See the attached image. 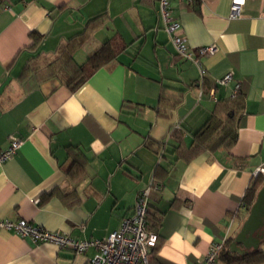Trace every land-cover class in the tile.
I'll use <instances>...</instances> for the list:
<instances>
[{"label": "crops", "instance_id": "obj_1", "mask_svg": "<svg viewBox=\"0 0 264 264\" xmlns=\"http://www.w3.org/2000/svg\"><path fill=\"white\" fill-rule=\"evenodd\" d=\"M232 1L170 3L194 53L215 47L200 60L201 79L199 68L174 52L156 0H3L0 149L11 139L21 145L0 164V220L104 240L131 214L138 191L156 183L161 189L151 191L148 212L161 222L148 264H198L212 243L231 244L249 215L246 190L264 164V0H243L233 19ZM101 14L105 19L79 50L95 42L90 54L108 40L127 49L84 84L71 91L62 76L23 73L34 57L53 59L62 42ZM31 32L42 36L35 49L29 48ZM227 73L231 81L218 85ZM161 84L187 89L174 111L158 114ZM235 94L243 97V112L230 149L184 161L172 154L176 139H167L165 158L144 146L163 141L174 126L190 144L216 101ZM74 155L85 164L77 179L65 172ZM93 254L0 231V264H91Z\"/></svg>", "mask_w": 264, "mask_h": 264}, {"label": "trees", "instance_id": "obj_2", "mask_svg": "<svg viewBox=\"0 0 264 264\" xmlns=\"http://www.w3.org/2000/svg\"><path fill=\"white\" fill-rule=\"evenodd\" d=\"M105 14L98 15L90 19L84 30L62 42L55 51V56L50 61H44L37 56L31 59L23 68V73L33 75L38 79L56 78L62 76L66 85L71 91L76 90L84 84L98 69L114 61L116 57L125 52L127 47L116 49V43L105 41L94 49L82 64H77L73 59V54L79 50L91 33L105 19ZM32 44L29 48L35 49L41 42L42 36L36 32L30 33ZM187 88L174 89L171 86L161 84L158 97V114L174 111L183 100V95ZM243 112V97L235 94L229 99H219L210 111L206 122L193 133L191 143L186 145L183 141V134L173 128L168 131L167 137L176 139L179 143L174 148L172 154L176 159L187 161L204 151H214L220 148L230 149L236 142V130L238 118ZM166 137V138H167ZM166 138L161 142L145 141L144 146L165 158L164 151L167 144ZM77 149V148H76ZM85 162H88L85 160ZM85 171L84 161L78 155L70 157L65 172L71 179H77ZM256 177L252 186L246 190L242 200L247 209H250L256 198V192L263 187L262 182ZM45 198V197H44ZM161 218L156 214L148 212L146 217V228L157 235V228L160 226ZM158 240V235H157ZM232 239L223 243V248L219 253L218 260H223L226 264H262L264 263V251L260 247L256 250H249L243 255L232 253L229 244ZM157 245V244H156ZM156 246L152 249L155 251ZM150 255V254H149ZM150 263V256H149Z\"/></svg>", "mask_w": 264, "mask_h": 264}, {"label": "built area", "instance_id": "obj_3", "mask_svg": "<svg viewBox=\"0 0 264 264\" xmlns=\"http://www.w3.org/2000/svg\"><path fill=\"white\" fill-rule=\"evenodd\" d=\"M156 1L161 27L174 52L182 59L195 64L200 70V78L202 79L204 71L200 60L202 57L212 54L215 47H200L194 53L187 44L180 23L172 16L170 7L171 1L191 3L195 0ZM2 2L3 0H0V4ZM242 6L243 0H233L229 17L237 18ZM231 79V73H227L217 81V84L226 85ZM173 128H178V126ZM167 139L168 137L166 141ZM20 145V140L11 139L5 149H0V164L11 158ZM254 176H260L264 181V164L256 168ZM160 189L161 186L155 183L139 190L131 214L122 218L118 229L110 233L104 240L76 239L64 233L47 231L23 219L17 221L0 220V231L12 232L21 239H29L33 244L49 243L60 249H70L78 255L83 254L88 249H93L91 264H148L149 254L157 243V235L146 228L148 201L151 191H159ZM223 243L224 241L212 243L203 260L198 264H217Z\"/></svg>", "mask_w": 264, "mask_h": 264}, {"label": "water", "instance_id": "obj_4", "mask_svg": "<svg viewBox=\"0 0 264 264\" xmlns=\"http://www.w3.org/2000/svg\"><path fill=\"white\" fill-rule=\"evenodd\" d=\"M264 241V186L257 192L247 219L230 244V250L240 255L256 250ZM238 245L244 247L241 250Z\"/></svg>", "mask_w": 264, "mask_h": 264}, {"label": "rangeland", "instance_id": "obj_5", "mask_svg": "<svg viewBox=\"0 0 264 264\" xmlns=\"http://www.w3.org/2000/svg\"><path fill=\"white\" fill-rule=\"evenodd\" d=\"M94 39V38H93ZM94 41V40H91ZM89 45V46H88ZM87 46H85L84 48H82L81 50H78L76 52V54L74 55V59L75 61L80 64L83 63L84 60L86 59V57L88 56V52L90 50L91 47H93L95 45V42H90ZM264 245V244H263ZM262 245V247H263Z\"/></svg>", "mask_w": 264, "mask_h": 264}]
</instances>
